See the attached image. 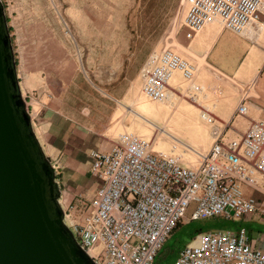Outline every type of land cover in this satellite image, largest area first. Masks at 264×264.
<instances>
[{
    "label": "built area",
    "instance_id": "built-area-1",
    "mask_svg": "<svg viewBox=\"0 0 264 264\" xmlns=\"http://www.w3.org/2000/svg\"><path fill=\"white\" fill-rule=\"evenodd\" d=\"M185 1L182 28L187 39L215 21L243 36L254 37L264 27V0ZM177 71L188 85L176 94L170 83ZM198 72L197 65L170 47L152 51L140 70L145 97L167 105L175 96L187 99L212 125L213 146L199 154L198 166H185L181 157L156 151V139L125 131L110 151L91 154V174L101 181L93 196L61 202L66 225L94 264H155L184 222H237L264 212V201L247 197L243 190V185L255 186L256 173L264 177V118L253 120L240 137H229L234 119L248 113L246 100L229 122L218 125L201 103ZM52 165L57 176L61 165ZM175 264H264V235L252 237L243 227L202 231L179 251Z\"/></svg>",
    "mask_w": 264,
    "mask_h": 264
},
{
    "label": "rangeland",
    "instance_id": "rangeland-1",
    "mask_svg": "<svg viewBox=\"0 0 264 264\" xmlns=\"http://www.w3.org/2000/svg\"><path fill=\"white\" fill-rule=\"evenodd\" d=\"M2 1L29 112L30 104L46 105L39 106L34 121L40 130L48 128L43 116L52 105L65 116L78 112L100 120L109 115L114 104L138 91L149 53L158 47L175 49L183 33L182 0ZM73 199L67 195V201ZM184 223L155 264H175L179 251L198 231L243 227L255 236L264 235V212L237 222L215 218Z\"/></svg>",
    "mask_w": 264,
    "mask_h": 264
},
{
    "label": "crops",
    "instance_id": "crops-1",
    "mask_svg": "<svg viewBox=\"0 0 264 264\" xmlns=\"http://www.w3.org/2000/svg\"><path fill=\"white\" fill-rule=\"evenodd\" d=\"M181 6L183 26L187 12L185 0ZM177 42L175 51L199 67L196 81L203 87L200 100L210 109L218 125L229 122L240 102L246 100L248 113L234 119L227 133L229 137H240L253 120L264 118V27L254 37L243 36L224 29L221 22L215 21L192 39L185 37L183 29ZM139 80L138 91L129 92L100 120L87 119L78 112L65 116L55 110L54 105L45 111L43 119L48 123L47 130L42 127L35 130L51 162L63 165L56 177L62 203L70 204L81 194L93 196L101 181L91 174V154L96 150L110 151L118 135L125 131L146 140L156 139V151L181 157L185 166H198L199 154L210 152L214 143L213 127L201 118V109L177 96L169 105L155 103L144 96L140 74ZM187 85L181 72L173 74L170 88L176 94ZM44 104L38 103V107L30 104L34 126L41 110L39 106L44 108ZM256 181L254 187L243 185L244 193L264 201V190L258 186H264V177L256 173ZM67 195L72 196L73 201H67Z\"/></svg>",
    "mask_w": 264,
    "mask_h": 264
},
{
    "label": "water",
    "instance_id": "water-1",
    "mask_svg": "<svg viewBox=\"0 0 264 264\" xmlns=\"http://www.w3.org/2000/svg\"><path fill=\"white\" fill-rule=\"evenodd\" d=\"M61 198L21 90L0 0V264H94L66 225Z\"/></svg>",
    "mask_w": 264,
    "mask_h": 264
},
{
    "label": "trees",
    "instance_id": "trees-1",
    "mask_svg": "<svg viewBox=\"0 0 264 264\" xmlns=\"http://www.w3.org/2000/svg\"><path fill=\"white\" fill-rule=\"evenodd\" d=\"M179 227H180V225L178 226V228H179ZM178 228H177V229H178ZM174 232H175V231H174ZM200 232H202V231H200ZM194 236H195V235H194ZM194 236H193V237H194Z\"/></svg>",
    "mask_w": 264,
    "mask_h": 264
}]
</instances>
